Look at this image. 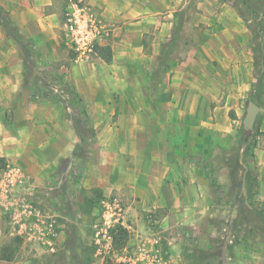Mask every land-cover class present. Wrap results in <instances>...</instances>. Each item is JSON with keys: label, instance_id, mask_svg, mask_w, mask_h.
Instances as JSON below:
<instances>
[{"label": "crops", "instance_id": "obj_1", "mask_svg": "<svg viewBox=\"0 0 264 264\" xmlns=\"http://www.w3.org/2000/svg\"><path fill=\"white\" fill-rule=\"evenodd\" d=\"M70 1H83L101 14L109 36L97 47L107 46L111 61L106 63L98 55L101 64L94 62L85 71L75 68L65 78L56 73L54 84L62 88L61 94L49 92L44 99L32 100L31 90L40 86L28 82V77L27 87L23 83L24 68L13 46L21 44L7 37L13 44L6 42L0 32V158L6 166L24 172L23 188L31 186L43 209L54 214L62 199L69 200L63 187L77 182L74 172L66 176L63 167L71 162L74 171L69 158L79 155L84 146H91L84 156L88 188L98 189L103 197L117 196L128 211H175L178 205L201 210L206 183L197 159L183 149L193 141V134L206 144L209 133L229 138L240 122L242 126V102L255 78L252 52L241 38L240 17L205 10V4L217 7L219 0H202L203 13L196 14L200 24L204 17H218V23L206 32L205 41L187 47L162 71L161 53L171 38L175 14L187 0H0L28 54L43 70L60 59L59 41L64 44L60 13ZM227 18L238 27H231ZM58 83L73 86L82 98L90 119L87 133L82 134L77 109ZM70 109L78 127L66 118ZM253 131L257 199L264 205L262 107ZM179 147L184 157L179 156ZM55 170L63 173L58 183L51 176ZM58 188L62 193L57 191L56 196ZM4 219L0 210V249L9 237ZM30 253L0 264H33ZM167 255L173 264L177 260L180 264L179 258L181 264L185 261L175 245ZM261 259L259 264H264Z\"/></svg>", "mask_w": 264, "mask_h": 264}, {"label": "rangeland", "instance_id": "obj_2", "mask_svg": "<svg viewBox=\"0 0 264 264\" xmlns=\"http://www.w3.org/2000/svg\"><path fill=\"white\" fill-rule=\"evenodd\" d=\"M234 1L237 0H226V2L219 0L217 7L205 4L207 6L205 10L216 11V14L228 12V14L236 15L239 18L233 6ZM201 2L202 0H187L184 8L175 14L176 23L172 35L163 50L167 56L180 58V54H184L187 47L199 45L205 41L207 39L206 32L218 23V17L213 19L204 17L202 20L204 22L200 24V17L196 14L203 13L202 5L199 10ZM65 8L60 13L61 21ZM1 9L3 8L1 7ZM260 10L264 11V5ZM239 19L240 28L244 29V36L242 35L241 38L244 37V41L248 45L249 31L241 18ZM226 22H229L233 28L238 27L233 24L231 18H227ZM0 32L6 39L7 32L4 31L2 25H0ZM9 34H13L11 28ZM150 37L148 34L146 43L150 42ZM9 41L6 39V42ZM10 42L12 43V41ZM13 46L24 68L23 83L25 86L27 87L28 77V82L39 85L42 92H50L57 96L61 94L62 88L54 84L56 73L62 74L65 78L70 75L72 70L82 69L85 71L86 67L94 62L101 64L97 57L99 55L97 50H94L85 60L76 61L61 39L58 46L60 59L57 62L52 61L50 68L43 70L28 54L27 48L23 45L13 44ZM163 62L164 60L159 61L161 64ZM156 71L158 72V70ZM157 72H155V77L158 75ZM246 106L247 98L242 102L243 116ZM262 108H264V102ZM66 118L74 127H78L71 109ZM240 126L241 122L237 126L239 128L234 129V135L229 138H215V135L209 133L207 143L204 144V139L200 140L198 135L193 134V141L190 145L188 142L185 144L183 150L189 153L188 157L193 160L202 158L207 160V170L215 180V184H211L203 174L206 183L205 202L202 209L197 211L183 210L184 207L179 205L177 206L179 210L175 211H169L166 208L145 212L128 211L117 196L103 197L98 189L88 188V171L84 156L91 146L81 147L79 155L74 153V156L69 158L72 159L69 161H73L75 164L74 171L71 170L73 168L71 162L63 167L66 176L74 172L73 176L77 178V182L76 184L66 183L63 189L69 193V200L64 202L62 199L55 211L59 231L56 252L50 254L37 246L22 243L24 246H20L18 258H27V251L30 250L29 255H34L32 257L33 264H147L145 259L147 253L152 256L153 251L157 250L160 260L157 264H173L167 252L175 245L179 253L183 254L184 260L185 256L190 258L189 262L182 260L185 264L262 263L264 223L252 210L250 198L252 195L257 198V192L256 188L254 190L251 188L253 183L250 179L251 174H247V167L249 165V170L253 169V159L250 157L245 159L246 152L245 146L241 143ZM178 149L179 156L184 157L182 147ZM76 157L79 159L76 160ZM51 176L54 179L53 182L58 183L63 178V173L61 170H55ZM29 181L30 178L27 176L28 185ZM60 189L54 190L56 196H59ZM101 201L117 202L121 207L120 211L101 207ZM121 222L129 232L125 249L120 251L119 256L116 257H96L92 240L94 234L106 227H109L107 228V232H109L113 226ZM188 229L191 235L186 237L185 233L189 231ZM179 260L181 264V259L179 258ZM176 263L179 264V261L177 260Z\"/></svg>", "mask_w": 264, "mask_h": 264}, {"label": "built area", "instance_id": "obj_3", "mask_svg": "<svg viewBox=\"0 0 264 264\" xmlns=\"http://www.w3.org/2000/svg\"><path fill=\"white\" fill-rule=\"evenodd\" d=\"M61 29L64 44L78 61L88 58L99 42L109 36V26L101 14L83 1H70L67 4ZM25 182L24 172L15 165H7L0 171V210L5 218L7 234L19 238L24 244L54 254L59 241L57 216L43 209L31 188H23ZM100 206L118 211L121 208L117 202L101 201ZM122 224L116 226L124 227ZM107 228L99 230L92 239L96 257L119 256V252L112 248L111 230L107 232ZM153 252L152 256L147 253V264L159 263L158 251Z\"/></svg>", "mask_w": 264, "mask_h": 264}, {"label": "trees", "instance_id": "obj_4", "mask_svg": "<svg viewBox=\"0 0 264 264\" xmlns=\"http://www.w3.org/2000/svg\"><path fill=\"white\" fill-rule=\"evenodd\" d=\"M226 2V0H222ZM263 3V4H262ZM264 5V0H237L234 1L233 6L237 15L245 23L246 28L249 31L248 46L252 52V66L255 82L251 85V91L247 98V103L253 101L259 108L262 107L264 102V11L261 12L260 8ZM0 25L4 28L6 37L12 39L15 43L27 47L24 42L19 38L17 30L11 24V21L7 13L0 7ZM4 25H7L6 27ZM10 26V27H9ZM11 31L13 34H9ZM95 50L99 51V56L101 59L109 63L111 61V51L108 47H96ZM165 55V57H164ZM164 59L162 71L168 69L170 61L173 59L167 56L164 51H162L160 59ZM59 86H62L65 93L68 95L70 104L72 107L77 109V116L81 122V132L82 134L87 133L88 127L90 125V119L87 114L84 102L77 91L71 85H64L58 83ZM30 92V91H29ZM39 94V95H38ZM45 93L42 92L41 88L32 89L30 92V99L34 100L36 98L44 99ZM47 94V93H46ZM241 143L245 146L246 158L249 157L253 159V149L256 144V133L252 131H245L241 126ZM197 166L200 168L202 173L209 179L211 184H215V180L211 177L212 174L209 172L208 167L206 166L207 160L205 158L197 159ZM5 162L0 158V171L4 169ZM247 174H251V188L253 190L257 186L256 177L254 175V169L249 170V165L247 167ZM252 210L257 215V217L264 223V205L256 198L255 195H252L251 198ZM112 237V248L116 252H120L125 249L129 232L122 226H116L111 230ZM22 245V241L19 238L10 237L8 242L2 246L0 249V260L12 262L17 259V255ZM187 262L190 261V258L185 256Z\"/></svg>", "mask_w": 264, "mask_h": 264}, {"label": "water", "instance_id": "obj_5", "mask_svg": "<svg viewBox=\"0 0 264 264\" xmlns=\"http://www.w3.org/2000/svg\"><path fill=\"white\" fill-rule=\"evenodd\" d=\"M258 112H259V107L253 101H249L247 103L245 114L242 119V127L245 131L253 130Z\"/></svg>", "mask_w": 264, "mask_h": 264}]
</instances>
